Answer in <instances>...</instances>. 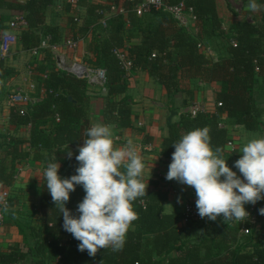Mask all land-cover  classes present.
<instances>
[{"label": "trees", "instance_id": "obj_1", "mask_svg": "<svg viewBox=\"0 0 264 264\" xmlns=\"http://www.w3.org/2000/svg\"><path fill=\"white\" fill-rule=\"evenodd\" d=\"M55 0H29L26 4L12 0H0V9L18 11L27 23L21 33L23 48L31 51L40 46L42 38L51 37L58 41L59 30L46 26V11ZM107 0L108 5L84 4L89 19L81 32L86 34L93 23L102 19L101 11L110 5L126 6L124 14L118 13L108 20L107 37L95 46L96 68L107 73V95L112 98L126 93L128 81L122 64L116 56L118 50H125L133 58L138 70L146 71L162 85L168 96L174 98L183 92V82L189 80L203 83L221 82L223 91L218 94L221 104L217 114H199L192 118L179 116L177 109H172L168 119V137L164 141V153L172 157L175 151L174 142L187 132L207 126L210 129L211 145L222 147L227 164L231 162L226 147L229 143L228 132L220 126L219 118L226 114L235 124L244 126L248 131L264 132V105L259 101L257 88L259 78L264 81V24H253L246 21L237 22L228 31L223 29L222 18L216 0H165L172 7L182 2L188 10H192L200 34L193 37L185 29L180 28L173 17L165 11H154L147 16L154 19L142 20L134 12V4L123 0ZM84 4V5H82ZM129 25V27H127ZM207 38L220 39L229 58L218 62L211 61L198 45ZM75 41H78L74 38ZM132 43L126 47L125 42ZM236 43V46L234 45ZM157 54L156 58L153 55ZM10 71L3 59H0V82L5 80ZM91 88V87H90ZM102 93V91H101ZM45 99L42 103L32 104L25 115L12 107L11 123L20 129L30 127L28 141L12 138L10 143L1 147L0 187H11L15 176L8 172L6 161L26 157L21 145H28L35 151V159L47 163L59 162L61 178H70L77 174L79 167L75 159L78 148L86 139L89 129V114L94 99L85 80L78 79L64 72H51L44 87ZM261 93L259 92L258 95ZM106 115L110 105L107 104ZM118 121L123 126L131 125V108L123 106ZM117 109V106H116ZM116 119L114 121H116ZM73 153L68 158L67 151ZM46 154V155H44ZM235 156V152L228 153ZM86 193L82 185H76L70 193L65 205L73 216L78 217L77 207ZM168 199L166 191L157 185L147 188V195L138 198L134 210L138 214L126 235V242L121 251L100 249L97 254L89 256L85 250L79 251L80 241L63 228V216L55 208L46 181L40 194L42 226L37 229L36 245L24 251L20 247L11 248L9 253L1 254L2 264H20L31 257L32 264H158L157 257L168 258L167 264H264V246L261 247L255 235V229L239 243L238 230L231 227V221H223L218 217L214 224L193 226L184 222V214H166L164 203ZM264 208V199L257 202L255 219L262 220L259 210ZM221 223V224H219ZM214 225H220L215 229ZM205 227H208L204 231ZM198 230L199 232H194ZM195 235V241L192 236ZM197 234V235H196ZM68 236L69 241L63 243L56 236ZM261 243V242H259ZM257 244V245H255ZM252 246V247H251ZM251 247L252 249L248 250Z\"/></svg>", "mask_w": 264, "mask_h": 264}, {"label": "crops", "instance_id": "obj_2", "mask_svg": "<svg viewBox=\"0 0 264 264\" xmlns=\"http://www.w3.org/2000/svg\"><path fill=\"white\" fill-rule=\"evenodd\" d=\"M12 1L26 4L29 0ZM216 1L222 18L223 29L226 31L232 28L233 23L235 24L241 21L253 24H264V0H256V2L262 6L261 10L258 12H250L246 9L249 0H232L240 2L243 5L244 13L238 12V9H235V7L227 3L228 9L226 8V15L229 14L231 16L230 23H232V25L228 24L226 15L222 11V7H220V3L222 6L223 1ZM121 2H123V0ZM84 4L108 5L109 2H107V0H84ZM19 17H22V14L18 11L0 9V34L8 30L9 24ZM191 17L192 15L188 18ZM88 19L89 16L86 7L81 6L75 11L72 7L68 6L67 0H55L53 5L48 7L46 11V26L56 28L60 33L56 43L51 41L52 44L58 47L56 51L58 56H63L70 62L75 59L86 64L97 61V54L96 50H94V46L107 37V35L106 32H104L105 29L99 25V22L93 23L88 29V32L83 34L80 30L84 27ZM193 20L192 17L190 25L191 27L194 26V28L188 31V33L196 37L200 34V31L196 25V21ZM4 26H6L7 29H3ZM127 27H129V25H127ZM26 28L19 33V38ZM98 34L101 35L98 36ZM74 38L78 40L77 47L74 49L66 47L65 42ZM219 40L220 39L216 38L209 39L203 35V40L201 41L205 48L203 49L205 54L213 62H218L222 58L230 57ZM51 43L42 38L41 46L43 52L38 57H35L32 51H27L23 48L20 39L19 43L13 47L10 58L4 61L11 75L0 82V158L2 156L1 147L10 143L13 137L19 141H28L30 138V127L23 126L17 129L11 123L12 106L8 102V95L13 90L22 88L30 91L34 104L44 101L45 82L49 79L51 72L59 71L56 62L57 55L52 53V50L49 48L47 49ZM125 43H127L125 44L126 47L129 48L135 41L133 40L132 43H130L126 40ZM128 80L126 93L110 99L99 96L101 95L99 87H89L90 93L94 95V99H92L91 107L93 111L91 112L90 110L88 127L90 128L96 123L110 125L113 129V139L117 147L123 146L128 139H132L145 164L143 172L145 184L148 183V188L150 189L157 185L160 189L167 192L168 199L163 204L166 214L179 213L183 215L190 201L196 203V195L194 188L181 184L176 180L169 181L166 179L169 165L172 162V157L164 153V141L168 137V119L172 109H177L179 116H185L187 110L196 103L202 104V114H217L220 110L218 106V94L223 91V85L221 82L203 83L201 81L189 80L184 82L186 87H183V92L174 98H170L166 89L146 71L136 70ZM31 85L36 87L35 91L31 90ZM259 92L261 93L260 95H258ZM257 96L262 105H264V81L262 78H259ZM114 100H124L129 104L131 108L130 126L119 124L120 121L117 119L113 122L107 120V104ZM261 120L264 122V116ZM219 123L220 126L228 132V140H232L235 143V156L228 154L232 153L228 147H226V153L231 160L228 166L238 175L239 170L235 168V162L242 155L240 153L241 147L250 139L264 137V132L248 131L244 126L235 124L226 114H223L221 118H219ZM21 148L26 154L25 158L16 160L9 159L6 161L8 172L12 173L14 176L18 175L21 169L22 172L15 180L13 186L1 188L3 194H9L12 206L6 214L5 225L0 228V255L9 253L11 248L20 247L24 251H28L29 247L35 246L37 242V229H39L43 223L42 211L40 209V194L42 185L46 181L44 170L48 163L36 160L35 151L28 145H21ZM60 171L61 169H59V172ZM256 205L257 203L254 205L246 204L245 209L247 212L253 209L255 210ZM255 217L254 211V218ZM256 221V226H251L249 223H245V221L242 223L236 221L230 222V225L235 226L234 229L238 230V245L244 243L246 237L242 235L243 228L252 227L253 230L264 228V218ZM214 223L215 221H211L209 225ZM219 226L220 225H214V231L215 229H219ZM207 228L208 227H205L204 231H206ZM191 236L192 240H194L195 235L190 234V237ZM56 239L63 243L69 241V237L65 235L56 236ZM260 240L261 243L258 241L257 244L263 247L264 237L260 238ZM251 247H249L248 250L252 249ZM170 258L171 256L168 258L157 257L156 260L158 264H167ZM32 261V258L29 257L25 263L22 264H32Z\"/></svg>", "mask_w": 264, "mask_h": 264}, {"label": "clouds", "instance_id": "obj_3", "mask_svg": "<svg viewBox=\"0 0 264 264\" xmlns=\"http://www.w3.org/2000/svg\"><path fill=\"white\" fill-rule=\"evenodd\" d=\"M261 8L256 0L246 5L250 12ZM86 137L75 157L77 174L61 178L56 158L47 164L44 177L55 208L63 216L64 230L80 241L79 251L94 257L100 249L123 250L127 232L138 219L133 203L147 195L148 183L143 180L145 164L132 139L117 147L112 127L102 123L92 125ZM173 146L166 179L195 189L201 218L242 223L250 215L245 205L264 199V137L250 139L241 147L235 168L242 178L228 166L224 149L213 148L207 126L187 132ZM72 155L67 151L68 158ZM76 185H82L86 193L78 204V217L65 206ZM259 212L264 215V208Z\"/></svg>", "mask_w": 264, "mask_h": 264}, {"label": "built area", "instance_id": "obj_4", "mask_svg": "<svg viewBox=\"0 0 264 264\" xmlns=\"http://www.w3.org/2000/svg\"><path fill=\"white\" fill-rule=\"evenodd\" d=\"M134 4L133 12L139 17L143 18L152 12L156 11H165L166 13L170 14L173 19L176 21L177 25L180 28H183L187 30L190 25V20L196 21V18L194 17L193 11L188 10L186 7V3L182 2L179 5L169 7L167 6L165 0H126ZM67 2L74 8L79 7L81 3L84 2V0H67ZM126 12V6L124 4L122 5H110L105 10L101 11L100 14L102 15V19L99 21V25L103 29L108 28V20L113 14L122 13L124 14ZM190 15H192L191 18ZM27 27V23L24 20L23 17L16 18L13 20L9 26L8 30H6L1 35L0 39V59H3L4 61L9 59L12 54L13 47L19 43V33ZM48 42L51 43L52 39L51 37L44 38ZM78 45V41H75L74 39H69L65 42V46L69 48H76ZM236 46V43H234ZM200 49H205L204 45L200 43L198 45ZM52 50V53L56 54V51L58 49L57 45L50 44L47 49ZM32 54L35 57H38L43 52V48L40 44L39 47L31 50ZM116 56L118 57L119 61L122 64V69L125 72V78L128 79L132 77L134 71L138 70L136 67V64L132 57L126 52L125 50H118L115 52ZM157 54L153 55V58H156ZM57 68L59 71L64 72L68 75L74 76L78 79L85 80L89 87H100L102 88V91L106 89L107 85V73L105 70L91 67L88 64L81 62L78 59H75L74 61L70 62L63 56L57 55ZM36 87L34 85H31V90L35 91ZM8 102L12 107L17 108L21 115H25V113L28 111L29 107L34 104V100L32 98V95L30 91L24 90L22 88L13 90L8 95ZM219 107L221 104L219 103ZM202 110V104L196 103L194 106H191L190 109L187 110L188 116L195 118L199 114H201ZM227 147L231 150V152H235V143L231 140L229 141ZM22 172V169L19 171L18 175H15V179L18 178L19 174ZM239 176H241L240 173H238ZM242 178V176H241ZM0 187V228L5 225L6 222V214L9 211V209L12 206L11 198L8 193L3 194L1 192ZM7 209V210H5ZM250 215L248 218H246L245 223H249L251 226H256L257 221L254 218V209L248 212ZM184 222L186 224H192L193 226H202L206 225L209 220L208 218H201L198 214V209L196 207V203L194 201H190L184 211ZM252 233V227H245L242 230L243 236H249ZM0 264H2L0 259ZM15 264H20L19 262Z\"/></svg>", "mask_w": 264, "mask_h": 264}, {"label": "rangeland", "instance_id": "obj_5", "mask_svg": "<svg viewBox=\"0 0 264 264\" xmlns=\"http://www.w3.org/2000/svg\"><path fill=\"white\" fill-rule=\"evenodd\" d=\"M221 2L223 1V5L221 6V3H220V7H222V11L225 13V15H226V13H227V11H226V8H227V3H229L232 7H235V9H238V12L240 11V12H243V5L240 3V2H235V1H232V0H220ZM225 9V10H224ZM228 9V8H227ZM232 10V9H231ZM232 11H234V10H232ZM245 12V11H244ZM243 12V13H244ZM235 13V12H234ZM240 14V13H239ZM155 18V16H146L145 18H143L142 20H147V21H149L150 19H154ZM224 19H225V17H224ZM233 19V18H232ZM226 21L228 22V24L229 25H232V23H230L231 22V16L228 14V15H226ZM234 24V23H233ZM192 28H194V26H190L186 31L188 32V31H190ZM3 29H7L6 28V26H4L3 27ZM1 35H2V33L0 34V39H1ZM101 34H98V36H100ZM125 44H127V43H125ZM224 48V47H223ZM89 66H93V65H95V61H93L92 63H89L88 64ZM93 67H96V66H93ZM128 82H129V80L128 79H126ZM183 87H186L185 86V83L183 82ZM99 92H100V94H101V91H102V88H100L99 87ZM109 105H110V107H109V112H108V114L109 115H107L108 116V118H107V120L109 121V122H113L116 118L118 119V116H119V112L120 111H124V108H123V106H125V105H129L126 101H124V100H114L113 102H109L108 103ZM88 106L90 107V106H92V100H91V102L88 104ZM116 106H117V109H116ZM192 106H194V105H192ZM108 107V106H107ZM93 108H94V106H93ZM93 110H92V107H91V112H92ZM186 115H188V112H186L185 113ZM118 115V116H117ZM120 117V116H119ZM60 169H62V168H60ZM58 174H61L60 172H58ZM22 223H24V222H22ZM23 225H25V224H23ZM234 225V224H233ZM231 227H235V226H231ZM195 231H198V230H195ZM255 232V235H256V237H257V241H259V242H261V240H260V238H262V237H264V228L262 229V228H259V230H255L254 231ZM244 242H245V240H244Z\"/></svg>", "mask_w": 264, "mask_h": 264}, {"label": "water", "instance_id": "obj_6", "mask_svg": "<svg viewBox=\"0 0 264 264\" xmlns=\"http://www.w3.org/2000/svg\"><path fill=\"white\" fill-rule=\"evenodd\" d=\"M101 95H102L103 97L106 96V95H107V90L104 89V90L102 91Z\"/></svg>", "mask_w": 264, "mask_h": 264}]
</instances>
